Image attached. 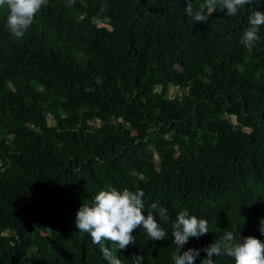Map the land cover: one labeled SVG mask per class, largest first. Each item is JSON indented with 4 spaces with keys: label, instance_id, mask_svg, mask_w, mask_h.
Segmentation results:
<instances>
[{
    "label": "trees",
    "instance_id": "obj_1",
    "mask_svg": "<svg viewBox=\"0 0 264 264\" xmlns=\"http://www.w3.org/2000/svg\"><path fill=\"white\" fill-rule=\"evenodd\" d=\"M66 3L47 0L19 39L0 9V264H108L75 228L105 185L142 189L145 216L167 209L153 213L164 240L137 228L124 250L105 242L123 264H173L182 210L209 233L181 251L225 231L264 242V26L241 43L264 0L202 23L185 0Z\"/></svg>",
    "mask_w": 264,
    "mask_h": 264
},
{
    "label": "clouds",
    "instance_id": "obj_2",
    "mask_svg": "<svg viewBox=\"0 0 264 264\" xmlns=\"http://www.w3.org/2000/svg\"><path fill=\"white\" fill-rule=\"evenodd\" d=\"M260 0H203L196 8L192 0H185V12L195 23L207 22L208 17L217 10L226 9L227 16H236L240 9L257 5ZM74 0H67L66 7L72 6ZM47 5V0H0V9L6 11V28L15 38H23L37 14ZM194 23V24H195ZM250 27L245 31L241 43L251 47L260 39L258 33L264 26V11H253L249 17ZM142 189L135 191L124 188L118 190L111 185L99 190L92 203H81L75 214V228L87 233L93 244L99 245L101 253L108 264H123L105 242L116 245V250H124L133 244L136 237L132 235L137 228H142L153 241L164 240L168 235L157 222L153 213L168 219L167 209L159 208L155 203L145 212ZM259 231L264 235V218H260ZM209 233L208 221L187 210L178 212L171 222V238L176 249L172 255L173 264H195L200 252L206 255L201 264H215L214 257L226 255L233 258L234 264H264V242L249 235L238 239L239 233L225 231L212 244L201 249L188 248L181 251L190 237L199 239ZM132 264H142L144 256L133 255Z\"/></svg>",
    "mask_w": 264,
    "mask_h": 264
},
{
    "label": "rangeland",
    "instance_id": "obj_3",
    "mask_svg": "<svg viewBox=\"0 0 264 264\" xmlns=\"http://www.w3.org/2000/svg\"><path fill=\"white\" fill-rule=\"evenodd\" d=\"M182 91L177 89V88H171L169 91V95H174V94H181ZM83 107H85V105H82ZM231 121H235L233 117L230 118Z\"/></svg>",
    "mask_w": 264,
    "mask_h": 264
}]
</instances>
